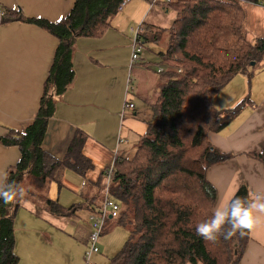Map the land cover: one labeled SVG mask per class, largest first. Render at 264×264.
I'll return each mask as SVG.
<instances>
[{
    "label": "trees",
    "instance_id": "trees-1",
    "mask_svg": "<svg viewBox=\"0 0 264 264\" xmlns=\"http://www.w3.org/2000/svg\"><path fill=\"white\" fill-rule=\"evenodd\" d=\"M122 1L73 0L70 11L54 22L25 18L19 8L1 7V23L21 19L57 39L34 119L23 131L8 130L1 141L20 151L18 161L6 169L8 180L23 188L26 198L58 217H68L83 206H62L58 198L48 196V185L55 183L59 191L64 170L84 177L93 164L83 153L86 134L82 130L75 131L60 159L43 149L54 97L73 81L76 37H102ZM245 2L259 0L169 3L176 16L166 31L167 47L159 53L164 68L156 94L146 96L152 120L138 136L132 157L116 159L110 173L108 193L119 205L117 224L128 235L107 264H240L248 231L210 243L195 229L212 216L217 199L206 171L230 156L219 152L208 135L227 126L246 102L219 109L213 99L235 76L250 75L252 61L264 60V35L253 41L246 38ZM248 155L264 167V145ZM234 194L248 197L247 186L242 184ZM18 206L19 200L6 204L0 199V264L18 263L13 223Z\"/></svg>",
    "mask_w": 264,
    "mask_h": 264
},
{
    "label": "crops",
    "instance_id": "crops-1",
    "mask_svg": "<svg viewBox=\"0 0 264 264\" xmlns=\"http://www.w3.org/2000/svg\"><path fill=\"white\" fill-rule=\"evenodd\" d=\"M244 4L245 34L249 41H253L264 35V0ZM0 6L19 8L25 18L54 22L70 11L73 0H0ZM118 13L110 19L102 37H76L74 40V78L61 95L54 97V115L48 120L42 142L46 152L60 159L76 130L86 134L83 153L92 161V169L84 177L64 170L59 191L55 183L48 185V196L58 198L62 206L81 204L83 207L68 217H58L26 197L19 200L13 218L17 264H71L75 256L76 264H83L82 257L84 259L91 230L87 217L102 204L104 198L106 178L103 171L116 159L133 154L138 142V136L135 140L131 131L135 127L133 122L141 116L147 126L152 119L146 96L156 94L159 81L152 95L136 91L135 87L132 90L149 107V114L144 105L137 109L129 97L132 70L140 75L149 64L144 62L142 55L133 64L136 67L130 65L131 28L133 25L143 28V43L148 37L155 41L158 38L154 39L153 32L156 31L153 29L166 33L176 12L169 4L127 0ZM56 46L57 39L34 23L21 19L0 23V178L20 158L18 148L4 145L1 137L10 129L23 131L26 124L34 119ZM159 66H156V72ZM237 76L251 77L248 73ZM220 93L213 99L219 109L232 108L244 99L246 102L227 126L208 135L209 142L219 152L230 154L206 171L208 181L217 192L213 212L218 205L231 199L242 184L247 186L248 195L264 193V167L248 155L260 151L264 145V76L258 75L253 80L247 95L241 93L230 98L220 96ZM124 102L132 106L123 108ZM129 112H132L130 126L125 121ZM112 219L114 217L108 218L105 224L99 253L94 256L95 264H107L108 258L119 250L127 238L128 233L118 226L117 220L109 233L107 227L114 224L110 223ZM240 264H264V219L248 231Z\"/></svg>",
    "mask_w": 264,
    "mask_h": 264
},
{
    "label": "clouds",
    "instance_id": "clouds-1",
    "mask_svg": "<svg viewBox=\"0 0 264 264\" xmlns=\"http://www.w3.org/2000/svg\"><path fill=\"white\" fill-rule=\"evenodd\" d=\"M0 199L6 204L23 200L26 193L7 173L0 178ZM264 219V193L239 197L235 194L227 202L218 205L212 216L196 225V234L204 241L215 243L218 238L229 239L237 232L244 235L257 227Z\"/></svg>",
    "mask_w": 264,
    "mask_h": 264
},
{
    "label": "rangeland",
    "instance_id": "rangeland-1",
    "mask_svg": "<svg viewBox=\"0 0 264 264\" xmlns=\"http://www.w3.org/2000/svg\"><path fill=\"white\" fill-rule=\"evenodd\" d=\"M117 14H119V13H117ZM132 27L137 28L138 25H133ZM130 28H129V31H130ZM153 31H156L153 33L155 35H157L158 39L153 41L150 37H148V39L144 41L143 54H142L143 55L142 58H144V62L149 63V64H148V66H145L143 68L140 75L135 74V70H132L131 77H130L131 84L129 87V97L135 103L136 108L138 109V107L144 105V107L147 109L148 114L150 113L149 107L146 106L145 104H143L142 100L139 99L136 95H134L132 90L135 87L136 91H142V92H145L149 95H152L153 94L152 91L155 87V84H158V81L160 82V73L156 72V66L160 65V66H162V68H164V65L161 63L159 51L163 52V51H165V48L167 47V33H165L164 31L157 30V29H153ZM133 67H136V66L133 65ZM262 67H264V60L257 61L254 65L251 66L250 76L252 75L251 70L253 71V76L248 77V79L242 78L244 76H235L225 86V90L221 91L220 96L224 95V96L232 98L234 96L240 95L241 93H243L244 95H247L249 88H250V85L253 84V80L258 75L264 76V70H262ZM259 71H261V72H259ZM262 86H263V82H262ZM213 102L216 103L215 100H213ZM131 113L132 112L127 113V115H126L127 119H125L126 125H128V126H130L129 117H130ZM151 113H152V110H151ZM145 118H147V117H145ZM150 120H152V119H150ZM133 124L135 125V127H132L131 131L133 132L134 139L136 140L137 136H139L145 132L146 125H145V122L143 121V117H141V116L139 117V119L135 120V122H133ZM136 143L138 144L137 141H136ZM137 144L132 151L133 154L136 150ZM132 155L130 157H132ZM130 157H127V158H130ZM101 197L102 196H100V197L98 196V198H101ZM81 216H82V214H81ZM110 223H114V224H110L107 227V229H109V233L114 228V225H116V218L112 219ZM122 230H124L125 233H128L127 229L122 228ZM67 232L70 233L69 230H67ZM79 243H81L83 245L82 241H80ZM84 245H85V242H84ZM77 247H78V245L75 246V249H77ZM100 248H102V247H100ZM82 261L84 264L85 261H84L83 257H82ZM71 262H72L71 264H76L77 263V257L75 256L71 260Z\"/></svg>",
    "mask_w": 264,
    "mask_h": 264
},
{
    "label": "built area",
    "instance_id": "built-area-1",
    "mask_svg": "<svg viewBox=\"0 0 264 264\" xmlns=\"http://www.w3.org/2000/svg\"><path fill=\"white\" fill-rule=\"evenodd\" d=\"M151 4H162V5H168L172 2V0H150ZM127 0H123L118 6H117V13L120 12ZM4 15V11L0 6V23L1 19ZM131 54H130V65H133L134 63L138 62V60L141 59V56L143 54V38L141 35V29L138 25L137 28H131ZM163 71L162 66H159L157 68V72L161 73ZM132 104L128 102H124L123 108L131 107ZM112 162L105 170L104 175L106 178V183L104 185V198L102 200V204L97 207L95 210L90 212L88 214V221L91 226V230L88 234V244L84 251V264H95L94 262V256L99 253V243L100 238L102 236V232L104 230L105 224L109 216L116 218L118 216L119 212V205L118 203L110 197L108 193V187H109V179H110V173L113 167Z\"/></svg>",
    "mask_w": 264,
    "mask_h": 264
},
{
    "label": "water",
    "instance_id": "water-1",
    "mask_svg": "<svg viewBox=\"0 0 264 264\" xmlns=\"http://www.w3.org/2000/svg\"><path fill=\"white\" fill-rule=\"evenodd\" d=\"M255 64V62L254 61H252L251 63H250V65H254ZM109 218H111V216H109Z\"/></svg>",
    "mask_w": 264,
    "mask_h": 264
}]
</instances>
